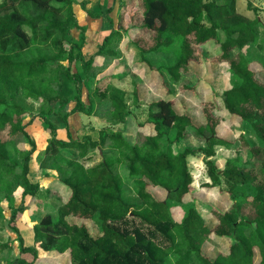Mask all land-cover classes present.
Instances as JSON below:
<instances>
[{
	"label": "trees",
	"instance_id": "trees-1",
	"mask_svg": "<svg viewBox=\"0 0 264 264\" xmlns=\"http://www.w3.org/2000/svg\"><path fill=\"white\" fill-rule=\"evenodd\" d=\"M125 2L118 29L87 59L83 51L87 36L78 23L76 0H0V197L13 202L14 192L22 189V204L13 209V218L26 211L27 197L39 198L40 185L29 178L36 143L26 130L25 116L30 115L28 101H40V117L53 132L46 154L53 158L51 167L68 193L67 199L55 197L58 205L50 206L33 226L35 242L44 251L65 255L69 264H171L173 259L174 264H264V63L249 59L244 51L246 46L260 47L263 24L239 13L236 0ZM71 26L83 29L80 40L69 37ZM123 33L141 54V64L160 75L167 95L169 82L192 75L191 63L207 59L202 46L215 41L221 53L214 61L228 65L232 80L220 96L223 108L216 97L202 102L203 123L197 124L187 112L177 110L174 99L156 96L149 101L148 119L130 126L131 112L120 89L101 94L104 89L99 85H86L90 103H85L83 87L96 56L106 55L104 46L112 38L121 42ZM160 55L166 56L165 63L156 61ZM77 61L85 74L72 72ZM66 79L77 85L71 114L92 115L95 102L105 100V112L95 114L124 127L103 129L97 140L59 139L51 117H59ZM134 86L138 103L140 88ZM187 90L182 84L180 91ZM233 117L249 125L257 143L242 133L236 151L245 152L248 159L223 158L220 169L211 158L216 145L235 146L219 132L221 123ZM192 137L205 147L177 149ZM24 140L31 149L23 146ZM65 149L79 152L67 156ZM94 151H101V161L86 167L83 160ZM199 153L205 154L210 180L204 186L221 193L225 186L230 204L224 210L187 199L194 191L188 159ZM172 203L186 209L181 222L174 219ZM196 203L204 206L207 216ZM88 221L97 227L96 233ZM214 237L231 243L228 252L212 260L204 255L203 246L213 243ZM20 241V253H32L34 259L19 258L16 264L36 263L37 248ZM9 246L0 240V251Z\"/></svg>",
	"mask_w": 264,
	"mask_h": 264
},
{
	"label": "rangeland",
	"instance_id": "rangeland-1",
	"mask_svg": "<svg viewBox=\"0 0 264 264\" xmlns=\"http://www.w3.org/2000/svg\"><path fill=\"white\" fill-rule=\"evenodd\" d=\"M125 1L118 0L114 2V0H100L99 2L98 0H94L88 6L90 7L91 15L87 12V8H83L82 4H76L74 9L78 23L84 27L87 36L83 49L87 59L101 49L104 40L113 30L118 29L120 15L125 7ZM87 5L86 3L85 6ZM109 9H112L110 13H108ZM236 9L249 20L258 19L263 24V27H261L260 47L246 46L244 51L249 59L264 63V0H236ZM68 30L71 39H81L83 33L82 28L71 26ZM123 35L124 39L121 42L116 38H112L109 45L104 46L103 49L106 55L96 56L93 70L89 73L90 75L86 76L83 87L82 97L85 103H90L88 86L96 87V85H99L100 89H104L101 90L103 91L101 94H108L114 88L120 89L125 94L127 106L131 112L129 117L130 126L144 123L148 119L149 101L156 96L174 99L177 110L180 113L187 112L194 117L197 124L203 123L199 116L201 114L202 102L216 97L217 104L220 108H223L224 105L220 96L232 86V80L228 65L214 61L221 53V47L215 41H210L202 46L201 51L207 59L201 64L191 63L192 75L188 76L183 74L179 82H169L171 94L167 95L165 88L162 86L160 75L156 72L149 71L147 66L141 64V54L134 46L129 44V38L124 33ZM220 38H224L221 32ZM108 52H113L114 54H108ZM164 57L166 58V56L160 55L156 58V61L158 63H165ZM65 65H68L67 62H65ZM72 72L85 74L80 61L72 65ZM134 83H137L140 88L139 95L141 100L138 103L135 102L134 98ZM182 84H187L190 90L182 93L180 91ZM62 92L65 95V99L57 108L59 117L56 115L51 117V123L56 129V135L59 139L65 141L73 139L81 142L84 137L90 136L92 139L97 140L99 138V132L103 129L117 130L124 127L123 124H114L107 117L105 118L95 114L96 112L101 114L105 112V100L104 102L101 100H98L97 103L95 102V112L92 115L81 112L71 114V111L76 105L74 101L77 95L75 81L66 79L62 84ZM28 107L30 115L25 116V123L28 124L26 130L36 143V150L30 163L29 178L33 183L40 185L41 193L39 198L27 197L26 211L18 214L16 218L12 217V211L22 204V189L14 192L13 202H9L4 196L0 197V214L3 215V218L0 217V240L10 245L5 250L0 251L1 264H16L19 258H25L29 261L34 259L32 253H20L21 238L25 240L27 245L37 248L38 254L36 257L39 260L37 259L35 261L36 263L33 264H69L70 261L65 255L49 254L35 242L33 226L35 223L40 222L48 212L45 208L48 200H53L52 205L54 206L58 203L55 197L61 196L63 199H67L68 193L65 187L59 182L58 171L51 167L53 158L46 154V149L53 137V132L48 123L40 117L42 103L40 101L30 100L28 101ZM238 121V118L233 117L221 123L222 129L219 131L220 135L225 139L233 141L235 146L230 149L220 145L215 146L216 155L211 159L219 164L220 169L223 168L225 159H240L242 161L248 159L245 152L236 151V149H240L238 147H241L242 141L240 140V136L242 133L246 134L252 144L257 143L249 125L246 123L241 124ZM23 146L28 149L32 148L28 141H25ZM186 147L197 149L199 147H205V144L192 137L181 141L177 149L184 150ZM63 151L67 156L72 154L77 155L79 152V150L67 149ZM100 154L101 151L90 153L83 160L85 166L91 167L95 163L100 162L101 158L98 156ZM218 155H224L227 158L223 160ZM188 166L192 174V188L194 191L192 193L193 196L191 195L187 199L191 201H194L192 198L199 199L212 203L219 209H226L230 204V200L228 193L225 191V186L221 187L224 190L223 193L218 189H207L204 186L205 183H210L207 182L209 178L207 176L205 154L199 153L190 156ZM48 190H51L49 196L47 195ZM155 193L160 198L162 197L161 192L155 191ZM129 199L132 202L135 201L133 196H130ZM174 205L172 203L174 219L177 222H181L186 209L179 206L175 207ZM195 205L203 215L207 216L208 212L202 204L196 203ZM70 221L81 223L76 218H70ZM87 226L92 232H97V227L92 221H88ZM210 226H213L212 222ZM213 243H205L203 253L210 259L215 260L220 253L228 252L231 241L214 237ZM174 262L175 259L171 261V264H174Z\"/></svg>",
	"mask_w": 264,
	"mask_h": 264
},
{
	"label": "crops",
	"instance_id": "crops-1",
	"mask_svg": "<svg viewBox=\"0 0 264 264\" xmlns=\"http://www.w3.org/2000/svg\"><path fill=\"white\" fill-rule=\"evenodd\" d=\"M99 2H100V0H98ZM94 2V0H83V1H80V0H76V4H82L83 5V8L84 9H86L87 8V12H89L90 13V7H88L91 3H93ZM114 2H115V0H114ZM88 4L87 6H85V4ZM76 4L74 5V8H75V6H76ZM90 15H91V13H90ZM259 22H261V21H259ZM142 98H144V97H142ZM219 156H221L222 158H227V157H225L224 155H218V157ZM207 182H210L209 180L207 181ZM53 200L51 201V200H48V204L47 205H45V208L46 209H49V207L50 206H53L52 204H53ZM58 205V203L57 204H55L54 206H57Z\"/></svg>",
	"mask_w": 264,
	"mask_h": 264
}]
</instances>
